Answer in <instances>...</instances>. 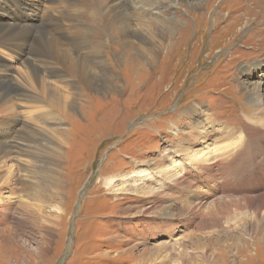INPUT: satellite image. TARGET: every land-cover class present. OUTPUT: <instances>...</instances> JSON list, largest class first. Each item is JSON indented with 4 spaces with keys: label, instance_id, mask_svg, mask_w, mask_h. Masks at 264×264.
Masks as SVG:
<instances>
[{
    "label": "rangeland",
    "instance_id": "rangeland-1",
    "mask_svg": "<svg viewBox=\"0 0 264 264\" xmlns=\"http://www.w3.org/2000/svg\"><path fill=\"white\" fill-rule=\"evenodd\" d=\"M150 1L144 17L152 45L101 43L102 28L98 40L92 32L90 47L100 50L106 66L80 53L94 84L109 78L110 88L87 90L67 86L75 79L61 80L58 101L49 103L38 91L39 106L13 100L14 115L0 109V264H264V184L229 191L217 182L194 183L178 202L177 189L150 197L158 173L144 182L143 194L116 196L105 186L109 177L154 174L170 157L179 161L186 148L215 147L240 135L256 155L247 176L264 172L263 136L252 128L263 122L252 118L248 102L257 92L264 110V0ZM8 3L0 4V26L37 25L49 5ZM95 9L90 2L75 14L87 18ZM9 50H0V79L16 87L14 95L18 88L31 92L19 79L24 51ZM46 63L34 64L57 67ZM27 131L45 142L27 148L19 134ZM29 149L37 154L33 160L24 156ZM49 174L53 180L41 179ZM173 203L193 207L196 217L187 225L183 217L155 218ZM150 254L155 262L141 260Z\"/></svg>",
    "mask_w": 264,
    "mask_h": 264
},
{
    "label": "bare ground",
    "instance_id": "bare-ground-1",
    "mask_svg": "<svg viewBox=\"0 0 264 264\" xmlns=\"http://www.w3.org/2000/svg\"><path fill=\"white\" fill-rule=\"evenodd\" d=\"M19 1L20 0H0V4L2 7L6 5L5 3L8 2H12L17 5L19 4ZM47 1L49 4L48 8L43 13L37 25H25L22 23L18 25L15 22H9L6 25L0 26V50H3L9 54L12 53L9 49L16 48L20 51H24L23 55L25 57L22 59L21 67L23 73L20 74L19 79L23 82L21 84L22 86L25 87L26 85L29 89H31V92H27L25 89L18 88L17 90L19 91V93H16V95H14L13 93L14 90H16V87L12 86V84L6 79H0V109H8L11 110L12 113V110L14 108V104L12 103L13 100H18L19 102H24L27 104L29 103L33 107L35 105L39 106V103H42V101L35 94V92L38 91H40L41 95H47L46 97L49 103L58 101L56 93L59 91V88L56 85H61V83L63 85V82H60L61 80L75 79V83L71 84L69 81V84L67 86L75 85L76 88L85 87L87 90H93L96 88L103 90L104 88H110L111 80L107 77V80L100 81L99 86L94 84L95 79L90 75L89 70L91 66H89L88 60H84L80 54L82 51H85L87 52L88 58L92 59L91 62L95 63L97 66H106L105 62L99 61V59L101 58L100 50H93L90 47V42L93 40L91 37L94 29L98 31L96 40L99 39V29L105 28L107 34L101 35L99 39L100 41H102L101 43H103L106 38L118 47L133 45V41H136L139 44L150 46L155 41V37L153 35H150V32H147L149 27L152 28L151 21L144 17V14H146L147 10H149L150 8V5L154 1ZM90 2L93 4L95 3L97 5V9L93 11L90 10L87 18L75 14V12L84 11V9L87 8ZM157 4H159V2H157ZM104 6H106L109 10L104 9ZM126 9H128V11L130 10L129 12H131V14L136 18L129 16L130 14H128V12H125ZM109 14H111L110 18H112V22L114 23L115 28H113V26L110 27L111 23L108 20ZM14 15L15 18L19 20L22 19V15L16 12H14ZM146 25L147 28H145ZM79 27H81V29ZM47 38L48 40L45 41V39ZM112 51H114V49H112ZM39 59L41 61L45 60L47 62L46 64H55L57 67L51 69H40L34 64L36 61L38 62ZM258 69H261L260 65ZM257 96V92H253V94L248 96V102L251 105L250 108L254 110L252 118H254L255 120L259 119V122L262 120L263 123L261 124V127L252 126V128L257 133V135H262V139L264 140V110L261 108L260 102L256 99ZM47 115H43L42 113L41 117L46 118ZM3 123L4 120H0V124ZM19 134L21 135L20 140L23 141L27 148H29L30 146H35L36 144V147H39L41 146V143L45 142L43 136H39V134L32 133L31 131L22 132ZM246 139L247 138L245 135H240L239 138L231 143L222 145V143L220 142L217 143L218 145H215V147H210L209 145H207L199 150H188V148H186L183 151L184 154L181 159H179V161L170 157L169 165L162 166V168H160L154 174L148 173L146 170H140L135 175V179L129 178L128 175H119L117 179L116 177H109L105 181V186L107 189L116 191V196L129 193L143 194L146 193L144 190V182L158 173L157 177L159 179L155 181V187L151 189V192H148V194H151L150 197L156 198L159 195L165 194L166 191L177 189L176 195L173 196V200L175 202H178L180 199H182L183 196H186L180 194L182 192L185 193L184 190H190L192 189V187L194 188L196 184L210 185L213 182H217V184H220V188L229 191L242 189V186L250 182H252L253 184H264V172L250 175L251 178L247 176L248 171L251 168L257 167V163L254 160V157H256V155L252 150L249 149V147L245 143ZM260 147L264 148V142ZM3 149L4 147L2 146L0 148V153L5 151ZM24 152V156L29 157V155H32L29 157L32 160L33 158H36L37 154L34 149H29ZM53 153L57 157V149H54ZM40 156L41 155H39L38 153L37 158L40 159L39 161L41 162ZM43 156L42 158H44ZM49 159L50 158H48V160ZM34 164L33 166H35ZM262 170L264 171V168ZM49 176L50 174L48 176L40 178H44L47 181L53 180V177ZM8 178H5V182ZM202 178L206 179L207 184H205L201 180ZM244 200L250 199L248 197H245ZM156 207L154 206L147 210H144L143 213L145 214L147 212H150L151 210L153 211V209H155ZM189 207L190 206L186 207L185 209L184 207H182V205L173 203L172 205L166 207L167 210H165V212L157 215V217L155 216V218L165 216L170 220H174L176 219V217H183L185 220V225H187L190 223V220L192 218L196 217V215L192 214L194 210L193 207ZM54 210L59 212L60 208L54 207ZM258 211L260 212V210ZM195 212L197 211L195 210ZM164 247L165 246H162V248L160 249L156 248L153 254L157 255L158 252ZM170 247L173 249L175 245ZM150 255L151 256H148L149 259H145V257L142 256L141 260H150L149 262H155V260L150 259L152 257V254ZM159 263L161 262H158L157 264Z\"/></svg>",
    "mask_w": 264,
    "mask_h": 264
}]
</instances>
